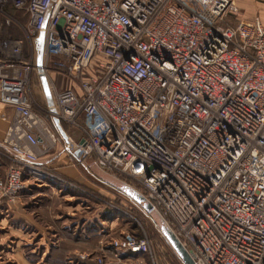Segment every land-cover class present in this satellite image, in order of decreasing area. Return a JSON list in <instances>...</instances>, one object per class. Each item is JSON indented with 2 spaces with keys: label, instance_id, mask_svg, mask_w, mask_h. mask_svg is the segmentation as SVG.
Listing matches in <instances>:
<instances>
[{
  "label": "built area",
  "instance_id": "built-area-1",
  "mask_svg": "<svg viewBox=\"0 0 264 264\" xmlns=\"http://www.w3.org/2000/svg\"><path fill=\"white\" fill-rule=\"evenodd\" d=\"M239 14L235 0H0V103L13 110L0 208L66 142L79 164L140 191L194 264H264V24ZM101 250L82 258L155 264L147 236Z\"/></svg>",
  "mask_w": 264,
  "mask_h": 264
},
{
  "label": "rangeland",
  "instance_id": "rangeland-1",
  "mask_svg": "<svg viewBox=\"0 0 264 264\" xmlns=\"http://www.w3.org/2000/svg\"><path fill=\"white\" fill-rule=\"evenodd\" d=\"M235 1L240 7V16H238L240 20L255 16L264 19V0ZM237 22L238 20L235 19L234 23ZM4 23L8 25L6 19ZM7 29L13 36L25 37L26 33L21 28L8 25ZM31 51L28 42L25 48L26 56H30ZM37 97L40 100V97ZM41 106L44 105L41 104ZM35 109L46 114L44 109L38 105ZM64 128L68 134H71V125L65 123ZM76 136L85 137V134L77 132ZM65 153L66 149L58 144L44 154L42 158L53 159V162L62 156L63 160L60 163L64 164L61 166L60 163L55 162L57 165L54 166L51 161L49 168L48 166L41 168L42 172L29 180L31 184L27 185L25 191L16 198L7 200V204L6 201L2 204L0 208V264H7L5 257L14 248L23 249L22 253L28 256V263L20 262L17 256V258H11L9 264H98L91 259L92 257L84 259L82 255L89 254L94 257L101 255L102 241H109L126 233L149 238L155 264H184L179 261L180 257L164 237L159 216L155 212H147L124 193L122 181H118L112 175L93 166L79 164L70 153L67 155ZM8 156L9 154L0 148V163L5 169L11 164ZM65 165L74 167L75 173H66ZM4 168H0V176L5 173H3ZM123 178L131 181L127 177ZM17 198H21L18 209L22 207L25 211H29L28 218L25 214V218H15L9 208L8 204L16 202ZM10 225L17 227L18 233L16 230L11 232ZM9 233L17 234L18 241L15 235L11 239ZM84 233L93 234L92 240L96 244L92 249L84 250L83 246L78 245L77 248L83 249L82 251L69 253L64 260L61 257L58 260L53 259L51 254L55 248L59 246L65 249L66 241L77 242ZM9 238L12 241H9ZM43 238L50 239L46 240L48 246H44ZM147 259L150 264H153L149 255ZM134 261L135 259L126 260L128 263Z\"/></svg>",
  "mask_w": 264,
  "mask_h": 264
},
{
  "label": "crops",
  "instance_id": "crops-1",
  "mask_svg": "<svg viewBox=\"0 0 264 264\" xmlns=\"http://www.w3.org/2000/svg\"><path fill=\"white\" fill-rule=\"evenodd\" d=\"M240 16V15H239ZM255 17H260V16H255ZM255 17H253V18H251V17H245V19L244 20H249V21H251V20H253ZM261 18V17H260ZM261 20H262V22H263V24H264V19H262L261 18ZM12 115H13V110L10 108V107H7V106H5V105H3V104H1L0 103V140H2L5 136H6V133H7V130H8V127H9V124H10V121H11V118H12ZM72 128V127H71ZM70 128V129H71ZM70 133H71V135H74V136H76V131H74V129L72 128L71 130H70ZM77 137V136H76ZM60 145H62V147L64 148V149H66V155L67 154H69V150H68V145H67V143L66 142H63V143H60ZM48 157H49V155H48ZM47 158V157H46ZM1 159V158H0ZM42 160V161H41ZM41 160H40V163H39V166H40V168H45L46 166H48V168L51 166V164H50V162L53 160V159H45V158H41ZM45 160H47V163H45L46 161ZM62 160H63V157L61 156H59L56 160H54V162H53V165L55 166V165H57V163L59 164L60 163V161L62 162ZM55 162H57V163H55ZM64 164V163H63ZM63 164H59V165H63ZM66 167L64 168L65 170H66V173H69V172H73V173H75V168L74 167H72V166H70V165H65ZM1 167H3L4 168V166H2L1 165V163H0V168ZM7 169H8V167H6V169L4 168V171H3V176H5V174H6V172H7ZM74 169V170H73ZM0 175H1V173H0ZM29 182V181H28ZM46 183V182H45ZM28 184H31L30 182L28 183ZM20 200H21V198H17V201L16 202H14V203H11L10 202V204H8V206H9V208L12 210V212L14 213V217L15 218H17V219H20V218H25V215H27V218L29 217V215H30V213H29V211H25V209H22V207L20 208V209H18V205H19V203H20ZM8 202L6 201V204H7ZM16 207H17V209H16ZM25 214V215H24ZM11 226V225H10ZM14 230H16V232L18 233V231H19V229H17V227H14V226H11L10 227V231L12 232V231H14ZM15 235V239H17V241H18V235L17 234H13V233H9V236H10V238L11 239H13L14 236ZM92 236H93V234H91V233H84V234H82L81 236H80V238H79V240H77V242H72L71 240H69V241H66L67 243H65V244H67V247H65V249H63V248H59V246L57 247V248H55L54 250H53V252H52V254H51V256L53 255V259H56V260H58V258L59 257H61V259L62 260H64V258H65V256H67L69 253H71V252H74V251H80L81 249L80 248H77L78 247V245H81V246H83L84 248V250H90V249H92L94 246H95V241L94 240H92ZM9 238V241L11 240ZM6 240V239H5ZM43 240H44V246L46 245V246H48V243L46 242V240H50L49 238L48 239H46L45 240V238H43ZM61 240V239H60ZM8 241V242H9ZM12 241V240H11ZM19 241H21V240H19ZM7 242V243H8ZM16 242V241H15ZM19 244V243H18ZM15 247H18V245H15ZM13 248V247H12ZM20 249L21 248H14V250H11L10 252H8V256L7 257H5V260H6V262H7V264H9V262H10V259L12 258V259H14V258H17V256H18V258L19 259H17V260H19L20 262H24V263H28V256L27 255H25V254H23L22 252H23V249H21V251H20ZM82 249V250H83ZM81 250V251H82ZM18 253H19V255H20V257H19V255H18ZM22 262V263H23Z\"/></svg>",
  "mask_w": 264,
  "mask_h": 264
},
{
  "label": "water",
  "instance_id": "water-1",
  "mask_svg": "<svg viewBox=\"0 0 264 264\" xmlns=\"http://www.w3.org/2000/svg\"><path fill=\"white\" fill-rule=\"evenodd\" d=\"M44 45H45V34L42 32L37 40V68L40 74L41 83L46 95L47 102L50 106L54 105V100L52 96V92L50 89L48 77L45 73L44 68ZM55 123L62 132L64 136H66V132L64 131L62 125L60 124L59 119H55ZM86 142L85 139L81 141V144ZM123 192L126 193L129 197L135 200L138 204H140L147 212H151L152 205L148 201V199L136 188L130 185L123 186ZM162 233L172 248L175 250L180 259L184 262V264H194V260L191 257L190 253L186 249V247L182 244L180 239L176 236V234L167 226H161Z\"/></svg>",
  "mask_w": 264,
  "mask_h": 264
},
{
  "label": "bare ground",
  "instance_id": "bare-ground-1",
  "mask_svg": "<svg viewBox=\"0 0 264 264\" xmlns=\"http://www.w3.org/2000/svg\"><path fill=\"white\" fill-rule=\"evenodd\" d=\"M48 81H49V79H48ZM49 85H50V81H49ZM50 89H51V87H50Z\"/></svg>",
  "mask_w": 264,
  "mask_h": 264
}]
</instances>
